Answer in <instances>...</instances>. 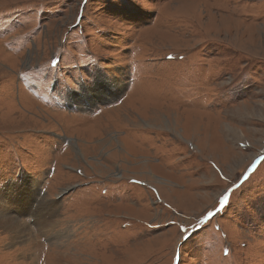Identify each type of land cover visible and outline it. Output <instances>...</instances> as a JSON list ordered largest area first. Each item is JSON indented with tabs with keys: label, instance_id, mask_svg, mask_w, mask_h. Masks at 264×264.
<instances>
[{
	"label": "rangeland",
	"instance_id": "rangeland-1",
	"mask_svg": "<svg viewBox=\"0 0 264 264\" xmlns=\"http://www.w3.org/2000/svg\"><path fill=\"white\" fill-rule=\"evenodd\" d=\"M0 207V264H264V0H0Z\"/></svg>",
	"mask_w": 264,
	"mask_h": 264
},
{
	"label": "bare ground",
	"instance_id": "bare-ground-1",
	"mask_svg": "<svg viewBox=\"0 0 264 264\" xmlns=\"http://www.w3.org/2000/svg\"><path fill=\"white\" fill-rule=\"evenodd\" d=\"M19 189V188H18ZM28 189V188H27ZM15 190V189H14ZM22 190V189H21ZM29 191V190H28ZM20 192V191H19ZM11 194V193H10ZM8 195V194H7ZM25 193H19L17 196H16V199H15V202H16V204H17V206L19 207V208H21V210L22 211H24V206H22V207H20V201H21V199H25ZM26 200V199H25ZM22 202V204L23 205H25L26 203L24 202V201H21ZM0 208H2V207H0ZM29 208V207H28ZM33 208V207H32ZM30 209V208H29ZM34 211H35V208L33 209ZM6 211V210H5ZM4 211V212H5ZM27 212H29V210L27 211ZM30 213L33 215L34 214V212L33 211H30ZM11 216V215H10ZM5 218H6V220H5ZM12 220V221H11ZM13 220L14 219H11V217H9V215L7 216V215H5V214H1L0 213V226L2 225V221H4V223H5V221L7 222V225H9V227H12V229L13 230H15L17 227H15V225H14V222H13ZM7 227V226H6ZM15 232V231H14Z\"/></svg>",
	"mask_w": 264,
	"mask_h": 264
},
{
	"label": "snow or ice",
	"instance_id": "snow-or-ice-1",
	"mask_svg": "<svg viewBox=\"0 0 264 264\" xmlns=\"http://www.w3.org/2000/svg\"><path fill=\"white\" fill-rule=\"evenodd\" d=\"M227 199H228V197L224 196L223 199L221 200V204H223L225 201H227ZM209 215H212V213H209Z\"/></svg>",
	"mask_w": 264,
	"mask_h": 264
}]
</instances>
